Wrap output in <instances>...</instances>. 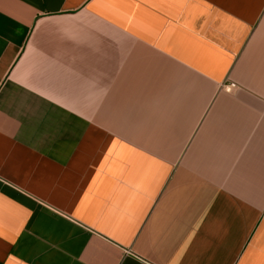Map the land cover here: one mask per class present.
<instances>
[{
	"label": "crops",
	"instance_id": "obj_1",
	"mask_svg": "<svg viewBox=\"0 0 264 264\" xmlns=\"http://www.w3.org/2000/svg\"><path fill=\"white\" fill-rule=\"evenodd\" d=\"M0 264H264V0H0Z\"/></svg>",
	"mask_w": 264,
	"mask_h": 264
},
{
	"label": "built area",
	"instance_id": "obj_2",
	"mask_svg": "<svg viewBox=\"0 0 264 264\" xmlns=\"http://www.w3.org/2000/svg\"><path fill=\"white\" fill-rule=\"evenodd\" d=\"M237 88L235 83H230L225 87L226 92L230 93Z\"/></svg>",
	"mask_w": 264,
	"mask_h": 264
}]
</instances>
